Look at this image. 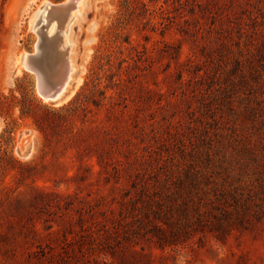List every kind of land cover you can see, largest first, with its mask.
I'll return each mask as SVG.
<instances>
[{
    "label": "rangeland",
    "instance_id": "obj_1",
    "mask_svg": "<svg viewBox=\"0 0 264 264\" xmlns=\"http://www.w3.org/2000/svg\"><path fill=\"white\" fill-rule=\"evenodd\" d=\"M45 1L0 0V137L7 139L0 157L19 162L0 181V264H48L84 226L97 231L111 224L130 214L134 201L141 205L139 198L173 200L168 186L174 191L175 178L193 168L235 185L257 178L264 123L243 114L252 99L221 86L233 55L242 50L248 57L264 45V0H131L117 39L122 0H90L84 19L73 24V93L60 102L38 90L36 70L50 83L58 79L49 66L58 64V47L46 32L56 11L38 31L31 26ZM22 53L33 55L36 70L19 66ZM94 71L106 98L70 114ZM262 99L255 103L264 105ZM140 178L152 187H135ZM261 207V217L251 214L248 228H235L224 241L208 230L165 249L144 238L136 245L143 254L125 248L106 258L111 264H264Z\"/></svg>",
    "mask_w": 264,
    "mask_h": 264
},
{
    "label": "trees",
    "instance_id": "obj_2",
    "mask_svg": "<svg viewBox=\"0 0 264 264\" xmlns=\"http://www.w3.org/2000/svg\"><path fill=\"white\" fill-rule=\"evenodd\" d=\"M130 6L131 0L121 1L123 11L117 18L112 33L116 39L119 29L126 23ZM240 51L239 55H233V68L228 71L221 87L233 91V93L240 91L241 97L252 99L251 104L245 105L243 114H252L257 121L264 123V114H259L260 112L264 113L263 102L255 103V100L262 101V97H264V45L258 48L257 53L248 57L242 54V50ZM227 53L230 54L232 51L228 50ZM110 56L111 53L101 56V65H103L104 58ZM96 76L97 71H94L91 81L85 83L82 90L70 103V107H68L70 114L76 113L83 107H88L90 103L99 106L106 98V91L99 87ZM242 90L248 91L242 92ZM258 137L259 144L257 146L261 149L256 153V156L259 157L256 166L257 178L241 179L242 182L235 185L228 178L220 181L214 176V173L203 172L199 168L188 170L184 176L175 178L174 191L168 186L167 192L175 194L173 200L170 198L165 201L160 196L152 199L139 198L137 202L141 205L134 201L132 210H129L130 214H124L122 218L112 220L111 224L103 225L97 228V231L91 225L82 226L83 234L81 233L79 239L74 240L70 245L66 244L67 247L63 246L64 250L60 251L58 256H50L48 264H111L106 257L110 255L115 257L118 250L124 251L126 248V251L132 252L131 254H143L136 248V245L144 238L151 239L160 248L165 249L187 241L199 231L208 230L217 239L224 241L235 228H248L251 223L250 215L252 214L256 218L261 217L263 212L261 206L264 204V197L258 196L257 189L264 192V127ZM5 144H7V139L1 136L0 151L3 150L7 155ZM253 147L254 144L249 148ZM98 155L99 158H102V154ZM17 163L19 162L15 158L9 156L5 158L3 155L0 157V181L7 169ZM136 185H140L143 192L152 187L148 179L143 178L135 182L134 186L136 187ZM45 193L42 191V194ZM170 194H166V196L170 197ZM256 207L259 208L256 209ZM126 210H128L127 207ZM54 232L56 231L51 233ZM115 236L122 237V240H117L114 238ZM126 243L133 246L134 249L130 250L126 247ZM74 245L76 246L72 248L71 246ZM143 249L142 247L141 250ZM130 263L139 264V261L134 259ZM122 264L129 263L124 261Z\"/></svg>",
    "mask_w": 264,
    "mask_h": 264
},
{
    "label": "bare ground",
    "instance_id": "obj_3",
    "mask_svg": "<svg viewBox=\"0 0 264 264\" xmlns=\"http://www.w3.org/2000/svg\"><path fill=\"white\" fill-rule=\"evenodd\" d=\"M89 4L90 0H66L64 3L54 6L51 1L46 0L31 18V26L38 31L45 22H47L51 10H55L58 15L57 19H50L49 17L50 21L47 23V29L45 28L49 37H52L50 39V46L54 50H56V46L58 47V50H56L59 55V61L57 60L58 64L50 63L49 65L52 72L58 77V79H56L58 86H52V84L46 80L45 76L30 64L29 55L27 53H22L17 59L19 66H25L26 68L35 69L37 71L38 90L48 101L54 100L60 102L73 93L72 85L77 70L74 57L77 38L76 33H74L73 24L84 19L85 9ZM53 59L54 58H52V60ZM60 84H62V87L57 98L54 96V92ZM46 90H49L48 93H46Z\"/></svg>",
    "mask_w": 264,
    "mask_h": 264
},
{
    "label": "water",
    "instance_id": "obj_4",
    "mask_svg": "<svg viewBox=\"0 0 264 264\" xmlns=\"http://www.w3.org/2000/svg\"><path fill=\"white\" fill-rule=\"evenodd\" d=\"M28 54V53H27ZM29 55V59H31L32 58V56L33 55H30V54H28ZM48 81V80H47ZM49 82V81H48ZM50 83V82H49ZM50 84H52V86H58V82L57 81H55V82H51ZM61 87H62V84H60L59 85V87L57 88V90L54 92V96L55 97H57L58 98V94H59V91H60V89H61ZM48 91L49 90H46V93H48ZM29 147H27L26 149H25V151L24 152H21V154L23 155V156H27L28 155V153H29Z\"/></svg>",
    "mask_w": 264,
    "mask_h": 264
}]
</instances>
